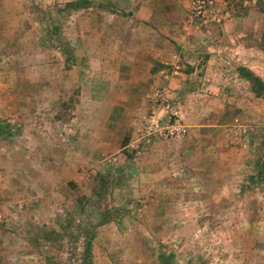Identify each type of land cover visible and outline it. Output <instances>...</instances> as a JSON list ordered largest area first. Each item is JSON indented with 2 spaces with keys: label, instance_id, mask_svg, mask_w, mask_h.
Returning a JSON list of instances; mask_svg holds the SVG:
<instances>
[{
  "label": "rangeland",
  "instance_id": "1",
  "mask_svg": "<svg viewBox=\"0 0 264 264\" xmlns=\"http://www.w3.org/2000/svg\"><path fill=\"white\" fill-rule=\"evenodd\" d=\"M67 2L0 0V69L10 68L32 53L39 36L38 42L47 51H63L70 30L59 24L71 13ZM233 2L246 10L253 24L243 28L242 43L233 30L227 42L230 47H241L240 63L264 79V0L259 8ZM15 22L19 25L4 26ZM27 29H34L36 38L31 31L26 35ZM17 32L24 41L16 48ZM11 77L5 78L11 82L15 76ZM240 77H236L238 85L249 91L251 83ZM10 93L4 91L3 95L15 96ZM76 94L77 90L66 94L55 110L38 109L42 127L37 125L32 132L36 145L31 151L15 150L19 125L0 117V264H86L84 248L89 239L93 264H161V252L173 253V264H264V96L212 108L226 109L228 123L221 128L226 148L232 151L226 169L222 164L216 166L217 183L229 186L222 189L217 184L213 199L206 167L199 166L193 179L188 173L170 171L173 177L169 181L148 185L146 172L138 169L144 166V153L134 159L129 146L135 144L139 132L121 158L103 155L105 161L98 167L90 162L94 166L85 171V188L78 181H69L58 161V147L63 142L71 144V139L65 141L62 135L61 143L57 138V144L52 141L53 134L63 132L64 123L56 127L45 119L47 110L53 115L56 111L58 119L71 118ZM48 142L56 144L58 153H53L51 145L47 147ZM52 174L56 180L49 198L47 187H37ZM102 217L113 219L104 221Z\"/></svg>",
  "mask_w": 264,
  "mask_h": 264
},
{
  "label": "crops",
  "instance_id": "2",
  "mask_svg": "<svg viewBox=\"0 0 264 264\" xmlns=\"http://www.w3.org/2000/svg\"><path fill=\"white\" fill-rule=\"evenodd\" d=\"M233 1L214 0L209 15L200 23L192 15L193 0H90L87 5L71 8L69 17L59 24H66L70 30L63 51H47L38 42L39 36L32 53L10 68L0 69V117H9L20 128L15 150L24 153L36 145L32 132L37 125L42 127L38 109L55 110L66 94L77 90L71 118L61 120L56 111L53 115L47 110L45 121L56 127L64 123L63 132L53 134L52 141L61 143L63 135V140L70 138L72 143L59 145L58 161L69 181H78L85 188V171L94 166L90 162L95 161L98 167L105 161L103 155L123 156L150 110L149 92L155 86H165L188 133L182 139L153 141L143 151L144 166L138 169L146 172L148 185L154 187L160 184L157 181H169L173 177L170 171L188 173L193 179L199 166L206 167L215 199L217 184L222 189L229 186L217 183L216 166L222 164L226 169L232 151L226 148L225 130L221 128L228 123L226 109L212 108L217 104L239 105L241 99L249 103L256 97L252 87L248 91L238 85L244 51L227 42L233 30L242 43L243 28L253 24L246 10ZM237 1L244 7L259 8L261 3ZM15 23L4 26L19 25ZM30 31L36 38L34 29H27L26 35ZM14 40L16 48L24 41L18 32ZM10 75L15 76L11 82L5 78H12ZM4 91L15 96L5 98ZM242 92L247 97H242ZM51 143H47L48 148ZM56 144L51 145L55 154ZM8 148L14 151L12 145ZM55 180L52 174L37 188L47 187L50 198Z\"/></svg>",
  "mask_w": 264,
  "mask_h": 264
},
{
  "label": "built area",
  "instance_id": "3",
  "mask_svg": "<svg viewBox=\"0 0 264 264\" xmlns=\"http://www.w3.org/2000/svg\"><path fill=\"white\" fill-rule=\"evenodd\" d=\"M214 0H193L192 15L194 18L205 19L208 9ZM151 107L143 117V126L132 146V154L137 159L144 149L155 140L182 139L188 133V127L178 115L171 96L165 86H155L148 94Z\"/></svg>",
  "mask_w": 264,
  "mask_h": 264
},
{
  "label": "trees",
  "instance_id": "4",
  "mask_svg": "<svg viewBox=\"0 0 264 264\" xmlns=\"http://www.w3.org/2000/svg\"><path fill=\"white\" fill-rule=\"evenodd\" d=\"M90 0H73L66 3V6L71 8H79L81 6L87 5ZM239 74L241 77L247 79L251 83L253 92L257 96H264V79L256 74L253 70L245 65H240L238 67ZM254 176H252L253 178ZM113 219L112 217H102V220L109 221ZM92 239H89L85 242L84 248V261L86 264H93L92 261ZM174 254L171 253L166 255L165 253H159V260L161 264H173Z\"/></svg>",
  "mask_w": 264,
  "mask_h": 264
}]
</instances>
